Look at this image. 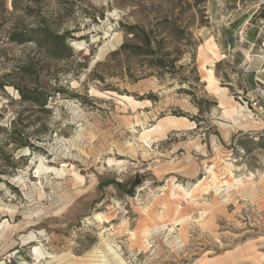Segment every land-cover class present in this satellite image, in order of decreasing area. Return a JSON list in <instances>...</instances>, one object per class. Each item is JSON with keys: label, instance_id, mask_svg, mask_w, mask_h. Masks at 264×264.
I'll use <instances>...</instances> for the list:
<instances>
[{"label": "rangeland", "instance_id": "374dc122", "mask_svg": "<svg viewBox=\"0 0 264 264\" xmlns=\"http://www.w3.org/2000/svg\"><path fill=\"white\" fill-rule=\"evenodd\" d=\"M11 2L0 77L49 96L0 89V264H264V0ZM43 19L69 58L8 42ZM136 25L168 71L113 55Z\"/></svg>", "mask_w": 264, "mask_h": 264}, {"label": "trees", "instance_id": "16d2710c", "mask_svg": "<svg viewBox=\"0 0 264 264\" xmlns=\"http://www.w3.org/2000/svg\"><path fill=\"white\" fill-rule=\"evenodd\" d=\"M18 0H12L13 10L16 9L15 2ZM37 2V0H33ZM6 0H0V8L5 7ZM7 23L6 16L0 15V32L3 30ZM127 34H131L132 37L121 44L120 48L113 52V55L119 54H131L133 56L148 57L149 62L154 66L167 70L166 61L164 58L157 57L158 50L154 45V38L152 32H146L139 26H125ZM71 37L69 32L60 34L56 28L49 25L45 19L40 22V25L35 29L24 28L21 24H18L8 36V42L17 45L34 44L38 50L42 53L43 58H50L55 60H63L71 56V48L67 44V40ZM165 56V55H164ZM171 64V62H170ZM37 64L34 61L29 60L27 63L19 69L23 79L26 82L24 84H17L15 82H6L5 77H0V89H4L6 86H13L21 95V99L24 102H29L32 105L45 106L47 104L48 92L40 90L35 87H29L27 84L28 78L36 76Z\"/></svg>", "mask_w": 264, "mask_h": 264}, {"label": "bare ground", "instance_id": "6f19581e", "mask_svg": "<svg viewBox=\"0 0 264 264\" xmlns=\"http://www.w3.org/2000/svg\"><path fill=\"white\" fill-rule=\"evenodd\" d=\"M74 44V43H73ZM104 45V44H103ZM110 49H111V47H110ZM207 71L209 72V76H208V78H207V80H208V83H209V85L211 86L212 84H214L215 83V78H214V71H213V69L211 68V69H207ZM122 99L123 100H127V101H129V102H135V104L137 105L138 104V102H136V101H134L133 100V98H131V97H129V96H124V97H122ZM250 110H248L247 109V107H244L243 105H240L239 104V109H237V110H233V113L237 116V117H239V118H244V117H246L247 116V114L246 113H248ZM251 113V112H250ZM251 119V118H250ZM247 120V119H246ZM130 145V144H129ZM131 149V148H130ZM135 151V150H134ZM133 151V152H134ZM125 157V156H124ZM127 157H128V155H127ZM66 167V166H65ZM78 174V173H77ZM75 177H76V174H75ZM19 179V178H18ZM20 180V179H19ZM22 180V179H21ZM83 180V179H82ZM83 183V182H82ZM80 185H82V184H80ZM174 185V184H173ZM179 187V186H178ZM181 190L183 191V195H184V197H194V194H196V192L197 191H199V190H203L202 189V184L200 185V186H197L194 190H192L191 192H186L185 190H183L182 188H181ZM205 190V189H204ZM184 221H186V219H184V220H181V222H184ZM150 234V232L149 231H146V232H144V237L146 238L148 235ZM104 257V256H103ZM119 258V257H118ZM117 258V259H118ZM122 259V258H121ZM123 264V263H122Z\"/></svg>", "mask_w": 264, "mask_h": 264}, {"label": "crops", "instance_id": "0c3cea01", "mask_svg": "<svg viewBox=\"0 0 264 264\" xmlns=\"http://www.w3.org/2000/svg\"><path fill=\"white\" fill-rule=\"evenodd\" d=\"M243 50V49H242ZM245 51V50H244ZM257 51H259L260 52V50H257ZM257 51H255V52H257ZM247 57V55L245 56V58H244V62L243 63H246L247 61L245 60V59H247L246 58ZM254 59H253V61H256L258 64H259V67H258V69H257V74L259 75L258 77H257V79L259 80V81H263V83H264V59L263 58H261V57H253ZM247 80H248V78H247ZM245 85H246V87L248 86L249 87V89H252L253 91L255 90L254 89V84L251 82L250 83V85H248L246 82H245ZM247 87V88H248ZM248 90V89H247Z\"/></svg>", "mask_w": 264, "mask_h": 264}, {"label": "built area", "instance_id": "2783aa9c", "mask_svg": "<svg viewBox=\"0 0 264 264\" xmlns=\"http://www.w3.org/2000/svg\"><path fill=\"white\" fill-rule=\"evenodd\" d=\"M251 108L253 111H255L257 113L258 109L261 110V102L258 100H252L251 101Z\"/></svg>", "mask_w": 264, "mask_h": 264}]
</instances>
